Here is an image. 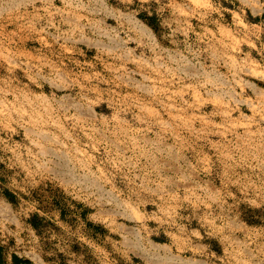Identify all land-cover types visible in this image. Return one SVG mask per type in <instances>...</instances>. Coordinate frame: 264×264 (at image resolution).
Wrapping results in <instances>:
<instances>
[{"label":"rangeland","instance_id":"obj_1","mask_svg":"<svg viewBox=\"0 0 264 264\" xmlns=\"http://www.w3.org/2000/svg\"><path fill=\"white\" fill-rule=\"evenodd\" d=\"M264 264V0H0V264Z\"/></svg>","mask_w":264,"mask_h":264},{"label":"trees","instance_id":"obj_2","mask_svg":"<svg viewBox=\"0 0 264 264\" xmlns=\"http://www.w3.org/2000/svg\"><path fill=\"white\" fill-rule=\"evenodd\" d=\"M13 263L14 264H29L30 261L28 259H20V258H17L16 256H13Z\"/></svg>","mask_w":264,"mask_h":264}]
</instances>
